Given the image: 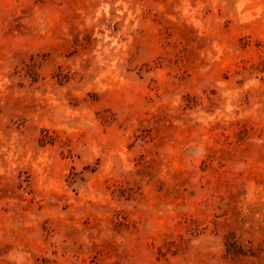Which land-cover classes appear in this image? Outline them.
Listing matches in <instances>:
<instances>
[{
    "label": "rangeland",
    "instance_id": "obj_1",
    "mask_svg": "<svg viewBox=\"0 0 264 264\" xmlns=\"http://www.w3.org/2000/svg\"><path fill=\"white\" fill-rule=\"evenodd\" d=\"M0 264H264V0H0Z\"/></svg>",
    "mask_w": 264,
    "mask_h": 264
}]
</instances>
